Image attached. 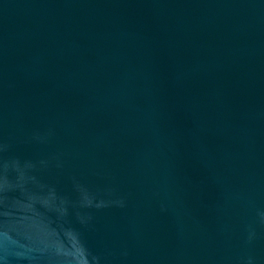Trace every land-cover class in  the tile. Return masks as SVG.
Listing matches in <instances>:
<instances>
[{"label": "water", "instance_id": "obj_1", "mask_svg": "<svg viewBox=\"0 0 264 264\" xmlns=\"http://www.w3.org/2000/svg\"><path fill=\"white\" fill-rule=\"evenodd\" d=\"M0 264H264V0H0Z\"/></svg>", "mask_w": 264, "mask_h": 264}]
</instances>
